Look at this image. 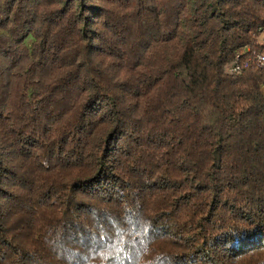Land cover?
<instances>
[{
	"label": "trees",
	"instance_id": "trees-1",
	"mask_svg": "<svg viewBox=\"0 0 264 264\" xmlns=\"http://www.w3.org/2000/svg\"><path fill=\"white\" fill-rule=\"evenodd\" d=\"M263 31L264 0H0V264H264Z\"/></svg>",
	"mask_w": 264,
	"mask_h": 264
},
{
	"label": "built area",
	"instance_id": "built-area-1",
	"mask_svg": "<svg viewBox=\"0 0 264 264\" xmlns=\"http://www.w3.org/2000/svg\"><path fill=\"white\" fill-rule=\"evenodd\" d=\"M257 60H258L259 62H261V63H264V55H258V56H257ZM236 70H238L237 67L232 68V71H236Z\"/></svg>",
	"mask_w": 264,
	"mask_h": 264
},
{
	"label": "water",
	"instance_id": "water-1",
	"mask_svg": "<svg viewBox=\"0 0 264 264\" xmlns=\"http://www.w3.org/2000/svg\"><path fill=\"white\" fill-rule=\"evenodd\" d=\"M260 43H261L262 45H264V31H263V33H262V35H261V37H260Z\"/></svg>",
	"mask_w": 264,
	"mask_h": 264
},
{
	"label": "rangeland",
	"instance_id": "rangeland-1",
	"mask_svg": "<svg viewBox=\"0 0 264 264\" xmlns=\"http://www.w3.org/2000/svg\"><path fill=\"white\" fill-rule=\"evenodd\" d=\"M263 33V32H262ZM261 37V36H260ZM260 37L258 38V41H260Z\"/></svg>",
	"mask_w": 264,
	"mask_h": 264
}]
</instances>
